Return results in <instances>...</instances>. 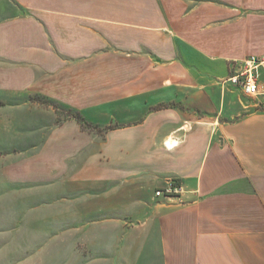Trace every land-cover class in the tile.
<instances>
[{"label":"crops","instance_id":"obj_1","mask_svg":"<svg viewBox=\"0 0 264 264\" xmlns=\"http://www.w3.org/2000/svg\"><path fill=\"white\" fill-rule=\"evenodd\" d=\"M250 58L254 96L227 81ZM33 93L113 127L37 109L70 243L87 228L136 264H264V0H0V100Z\"/></svg>","mask_w":264,"mask_h":264},{"label":"rangeland","instance_id":"obj_2","mask_svg":"<svg viewBox=\"0 0 264 264\" xmlns=\"http://www.w3.org/2000/svg\"><path fill=\"white\" fill-rule=\"evenodd\" d=\"M0 103V264H136L135 256L97 255V247L108 246L96 245L87 228L74 231L84 242L70 243L72 213L57 204L61 186L45 180L39 130L52 115L37 109L41 105L53 110L55 123L82 114L39 93ZM86 124L90 127L80 125L85 131L104 132L103 127ZM75 215L85 225L94 217L82 212ZM58 235L68 236V243H62Z\"/></svg>","mask_w":264,"mask_h":264},{"label":"built area","instance_id":"obj_3","mask_svg":"<svg viewBox=\"0 0 264 264\" xmlns=\"http://www.w3.org/2000/svg\"><path fill=\"white\" fill-rule=\"evenodd\" d=\"M258 62L255 58H250L244 62V68L241 72L235 76L229 78V81L233 86L237 87L241 92L247 96H254L257 94L256 79ZM182 193V187L175 182H171L167 187L157 189L155 196L157 197H170L173 195H180Z\"/></svg>","mask_w":264,"mask_h":264},{"label":"trees","instance_id":"obj_4","mask_svg":"<svg viewBox=\"0 0 264 264\" xmlns=\"http://www.w3.org/2000/svg\"><path fill=\"white\" fill-rule=\"evenodd\" d=\"M0 106H2V103H0ZM75 120L82 126H84V125H86V127H90V126H88L87 124H86V121H85V119H84V117L82 116V115H80V114H78L77 113V115H76V117H75ZM111 129H113V127L112 126H109V127H106V128H104V131H107V130H111Z\"/></svg>","mask_w":264,"mask_h":264}]
</instances>
